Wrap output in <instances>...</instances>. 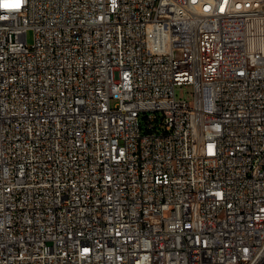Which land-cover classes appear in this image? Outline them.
<instances>
[{
    "label": "built area",
    "instance_id": "built-area-1",
    "mask_svg": "<svg viewBox=\"0 0 264 264\" xmlns=\"http://www.w3.org/2000/svg\"><path fill=\"white\" fill-rule=\"evenodd\" d=\"M0 264H264V0H0Z\"/></svg>",
    "mask_w": 264,
    "mask_h": 264
},
{
    "label": "rangeland",
    "instance_id": "rangeland-1",
    "mask_svg": "<svg viewBox=\"0 0 264 264\" xmlns=\"http://www.w3.org/2000/svg\"><path fill=\"white\" fill-rule=\"evenodd\" d=\"M26 37H27V42L29 44L32 43L33 32L31 29L27 30ZM191 91H192V87L190 85H183L176 89V94L178 97H182V98L185 97L187 98V100H191L192 99Z\"/></svg>",
    "mask_w": 264,
    "mask_h": 264
},
{
    "label": "snow or ice",
    "instance_id": "snow-or-ice-1",
    "mask_svg": "<svg viewBox=\"0 0 264 264\" xmlns=\"http://www.w3.org/2000/svg\"><path fill=\"white\" fill-rule=\"evenodd\" d=\"M4 7H19V4H14V6H8V4L3 5Z\"/></svg>",
    "mask_w": 264,
    "mask_h": 264
}]
</instances>
